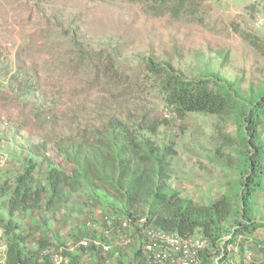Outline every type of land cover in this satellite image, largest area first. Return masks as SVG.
Wrapping results in <instances>:
<instances>
[{
    "label": "rangeland",
    "instance_id": "374dc122",
    "mask_svg": "<svg viewBox=\"0 0 264 264\" xmlns=\"http://www.w3.org/2000/svg\"><path fill=\"white\" fill-rule=\"evenodd\" d=\"M189 2L190 12L173 19L127 0H0V187L30 162L37 181L48 187L45 199L51 168L78 169L82 177L49 211L10 218L0 196V264L9 220L25 238L23 246L40 249L46 264L47 250L66 252L70 261L63 264L138 263L139 240L110 262L93 251H68L84 220L125 215V182L120 190L111 186L109 153L137 149L134 139L139 150L128 157L143 166L161 159L156 167L166 173V191L198 205L223 199L230 205L221 247L213 244L202 264H264V228L230 236L249 217L264 226V180L250 197L243 187V115L264 93V27L255 25L264 17V0ZM148 59L170 64L186 78L223 84L232 108L220 115L181 111L148 82ZM257 134L264 145V122Z\"/></svg>",
    "mask_w": 264,
    "mask_h": 264
},
{
    "label": "trees",
    "instance_id": "16d2710c",
    "mask_svg": "<svg viewBox=\"0 0 264 264\" xmlns=\"http://www.w3.org/2000/svg\"><path fill=\"white\" fill-rule=\"evenodd\" d=\"M127 1L142 4L145 11L157 16L169 14L173 19L184 18L192 6L189 0ZM253 44L258 48L256 43ZM145 70L148 82L156 84L166 100L183 112L220 115L228 112L233 106L232 97L223 84L217 83L210 77L186 78L170 64L154 59L145 61ZM243 121V134L246 137L248 150V170L243 187L250 197L253 192L258 191L261 181L264 180V168L261 163L264 159V145L260 144V136L257 134V128L264 122V93L244 113ZM130 142L137 144L135 145L137 149L134 145H128L127 149H120L118 155L109 153L115 170V183L111 186L118 190V186L125 182L124 193H120L125 206L124 216L133 220L144 218L147 223H153L165 230L176 231L184 237L202 231L215 246L220 248L219 241L223 235L222 222L228 219L231 212L228 202L223 199L211 206L198 205L192 200L181 198L175 191H166V173L163 172V168L156 167L163 161L155 158L148 166H143L134 158L130 160L127 154L139 150L136 139ZM119 155L122 157L119 158ZM255 160L258 165L254 163ZM90 161V164H96L94 159ZM35 168L36 164L30 162L13 182L6 180L1 185L0 196H5L7 199V213L10 218L19 212L52 210L57 198L63 195L64 188L75 187L82 180L78 169L70 174L58 167L51 168L48 175V185L51 189L48 199H45L48 187L37 181ZM244 215L247 214H242V218ZM11 225L12 221L9 220L3 226L7 234L5 264H46L41 258L40 249H26L23 246L25 238L20 233H14L10 228ZM261 228L264 226L249 217L240 222L238 227L233 228L230 236L235 238L242 234L254 233ZM232 240L228 239L224 244H230ZM45 245L47 242L43 241L42 246ZM134 255H141L140 242Z\"/></svg>",
    "mask_w": 264,
    "mask_h": 264
},
{
    "label": "built area",
    "instance_id": "2783aa9c",
    "mask_svg": "<svg viewBox=\"0 0 264 264\" xmlns=\"http://www.w3.org/2000/svg\"><path fill=\"white\" fill-rule=\"evenodd\" d=\"M255 25L264 27V17H257ZM134 240H139L141 247L140 261L136 264H202V257L211 252L213 245L202 231L184 237L176 231L147 223L144 218L133 220L127 216L114 218L104 215L98 221L84 220V231L72 239L68 251H93L105 262H110L119 256V251L129 248ZM1 249H5V264L6 247ZM64 253L63 250L46 251L50 264L69 262L67 253Z\"/></svg>",
    "mask_w": 264,
    "mask_h": 264
}]
</instances>
